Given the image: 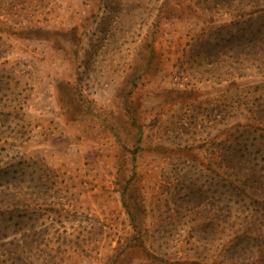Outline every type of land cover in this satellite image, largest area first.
<instances>
[{
  "label": "rangeland",
  "instance_id": "obj_1",
  "mask_svg": "<svg viewBox=\"0 0 264 264\" xmlns=\"http://www.w3.org/2000/svg\"><path fill=\"white\" fill-rule=\"evenodd\" d=\"M199 1L0 0V178L31 173L32 264L221 261L211 110L235 85L262 90L264 72L210 75L192 42L227 16ZM54 242L64 252L47 255Z\"/></svg>",
  "mask_w": 264,
  "mask_h": 264
},
{
  "label": "trees",
  "instance_id": "obj_2",
  "mask_svg": "<svg viewBox=\"0 0 264 264\" xmlns=\"http://www.w3.org/2000/svg\"><path fill=\"white\" fill-rule=\"evenodd\" d=\"M199 3L201 9L212 15L227 16L212 23L211 28H201V34L192 42L206 57L210 75H224L222 81L233 87L234 79L248 76L246 70L255 63L264 72V0H200ZM249 6L251 11L245 12ZM235 86L227 91L233 95L223 94L220 107L211 110L212 128L216 123L221 126L216 133L219 136L214 135L212 142L216 149H221L222 157L213 160V164L223 169V178L217 185L223 187L226 209L219 223L223 225L217 231L223 237L217 235L209 240H220L222 248L214 256L215 262L221 260L217 264H264V87L249 92L248 89L236 91L238 86ZM19 163L20 168L29 166ZM214 168L210 166L211 174L215 173ZM7 171L0 178V264H32L33 253L44 249L41 246L44 230L21 224L20 218L24 219L30 210L33 198L29 176L20 175L31 173L17 174L14 169L10 175ZM8 222L17 225L10 233L5 230ZM217 227L218 223H211L209 232L215 234L213 230ZM83 242L81 239L76 248L83 250ZM54 243L47 246V255L58 248L64 252L60 242ZM151 247L150 251H154L155 246ZM206 248L209 253L214 252ZM157 253L162 254L159 250Z\"/></svg>",
  "mask_w": 264,
  "mask_h": 264
}]
</instances>
